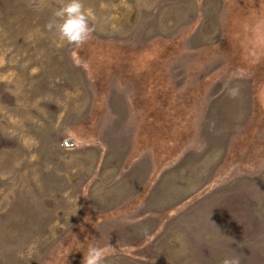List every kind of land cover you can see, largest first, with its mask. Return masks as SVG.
Returning <instances> with one entry per match:
<instances>
[{"label": "rangeland", "instance_id": "1", "mask_svg": "<svg viewBox=\"0 0 264 264\" xmlns=\"http://www.w3.org/2000/svg\"><path fill=\"white\" fill-rule=\"evenodd\" d=\"M61 2L0 0V264H264V0Z\"/></svg>", "mask_w": 264, "mask_h": 264}, {"label": "clouds", "instance_id": "2", "mask_svg": "<svg viewBox=\"0 0 264 264\" xmlns=\"http://www.w3.org/2000/svg\"><path fill=\"white\" fill-rule=\"evenodd\" d=\"M52 17L45 26L55 31L60 42L78 46L90 38L93 31L89 23L92 12L84 7L83 0H62L60 6L53 10ZM225 87L229 97H236L239 94L238 87L234 85ZM112 248L111 244L108 246L89 244L83 251L82 264H104V258ZM222 264H240V258L236 256L225 258Z\"/></svg>", "mask_w": 264, "mask_h": 264}]
</instances>
